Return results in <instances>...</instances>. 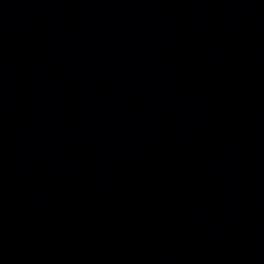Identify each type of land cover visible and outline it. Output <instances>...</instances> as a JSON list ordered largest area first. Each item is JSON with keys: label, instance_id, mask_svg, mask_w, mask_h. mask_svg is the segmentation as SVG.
Segmentation results:
<instances>
[{"label": "water", "instance_id": "1", "mask_svg": "<svg viewBox=\"0 0 264 264\" xmlns=\"http://www.w3.org/2000/svg\"><path fill=\"white\" fill-rule=\"evenodd\" d=\"M0 264H264V0H0Z\"/></svg>", "mask_w": 264, "mask_h": 264}]
</instances>
